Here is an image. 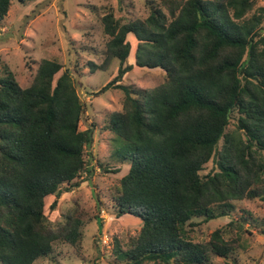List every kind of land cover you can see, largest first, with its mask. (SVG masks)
Segmentation results:
<instances>
[{"label": "trees", "instance_id": "trees-1", "mask_svg": "<svg viewBox=\"0 0 264 264\" xmlns=\"http://www.w3.org/2000/svg\"><path fill=\"white\" fill-rule=\"evenodd\" d=\"M14 1L25 2L0 0V22ZM254 5L152 0L144 20L122 22L112 11L101 19L106 59L119 64L103 90L124 95L122 110L107 116L113 157L128 165L113 195L114 215L141 225L129 250H115L125 264L230 259L241 247L239 237L230 236L244 225L231 221L202 244L192 239V221L227 217L234 202L264 201V9L252 13ZM128 36L136 42L134 66L160 68V85L121 84L134 67ZM83 116L73 76L60 63L41 60L25 88L4 67L0 264H34L49 257L58 240L72 247L81 242L82 216L69 214L53 228L44 210L48 197L54 196L53 211L63 193L80 186L79 175L89 173L85 149L94 132L80 129ZM210 161L216 170L201 176Z\"/></svg>", "mask_w": 264, "mask_h": 264}, {"label": "rangeland", "instance_id": "rangeland-1", "mask_svg": "<svg viewBox=\"0 0 264 264\" xmlns=\"http://www.w3.org/2000/svg\"><path fill=\"white\" fill-rule=\"evenodd\" d=\"M150 2L152 0L14 1L0 22V76L6 67L20 87L25 88L30 85L41 60L60 63L71 72L84 105L80 129L90 126L94 132L92 143L85 149L89 173L83 172L75 180L80 186L63 193L53 211L49 210V205L54 196L45 200V215L53 228L63 223L69 214L82 216V240L75 247L58 240L53 244L52 254L34 264H125L115 250L117 246L129 250L139 235L141 225L137 218L114 215L113 195L128 165H121L113 157V135L107 130V116L122 110L124 95L118 89L103 90L116 76L119 64L117 60L106 59L108 37L103 33L101 19L107 11H112L122 22L144 20L149 15ZM258 8L264 9V0H255L252 13ZM127 39L131 45L128 62L134 66L136 42L132 36ZM163 75L160 68L134 66L121 84L152 89L163 82ZM231 129L233 120L228 127ZM215 170L214 162L210 161L200 175L206 176ZM234 208L224 218L209 222L194 219L196 227L192 239L206 244L215 230L238 220L244 225L243 229L234 230L230 238L237 235L241 247L227 260L211 256V264H264V201H238L234 202Z\"/></svg>", "mask_w": 264, "mask_h": 264}]
</instances>
